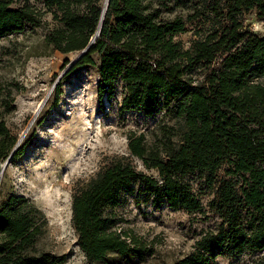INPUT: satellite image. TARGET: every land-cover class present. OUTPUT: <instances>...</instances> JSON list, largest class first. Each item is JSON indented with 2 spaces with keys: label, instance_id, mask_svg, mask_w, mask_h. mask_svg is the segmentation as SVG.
Instances as JSON below:
<instances>
[{
  "label": "trees",
  "instance_id": "trees-1",
  "mask_svg": "<svg viewBox=\"0 0 264 264\" xmlns=\"http://www.w3.org/2000/svg\"><path fill=\"white\" fill-rule=\"evenodd\" d=\"M36 1L61 24L48 41L62 53L86 47L103 16L98 0ZM169 1L109 0L99 35L72 65L99 57V106L114 98L119 82L121 110L161 118L150 140L129 135L127 155L107 157L73 188L71 224L90 261L148 251L120 227L114 208L126 196L189 214H206L201 197L212 196L207 207L216 226L174 264L264 252V34L244 21L252 11L264 20V0H182L184 17L167 20L159 5ZM30 2L0 0V38L41 23L43 12ZM187 24L194 38L184 47L174 37ZM16 142L0 119V171ZM42 222L30 201L10 195L0 206V264H64V256L37 249Z\"/></svg>",
  "mask_w": 264,
  "mask_h": 264
},
{
  "label": "rangeland",
  "instance_id": "rangeland-1",
  "mask_svg": "<svg viewBox=\"0 0 264 264\" xmlns=\"http://www.w3.org/2000/svg\"><path fill=\"white\" fill-rule=\"evenodd\" d=\"M105 2L98 0L102 7ZM181 2L159 5L162 17H184ZM30 4L43 12L41 23L26 24L0 38V119L18 142L15 157L0 175V206L10 195L30 201L44 218L37 249L64 256V264H174L193 250L202 232L216 226L217 219L207 207L210 194L201 197L206 214L173 210L165 203L156 208L149 198L136 203L126 196L114 211L122 231L148 249L143 258L133 252L121 255L113 251L97 262L88 260L80 250L71 224L75 184L92 177L107 157L127 155L129 135L143 132L150 140L161 118L138 109L121 110L119 82L114 98L104 99L103 107L99 106V57L92 56L94 65L72 69L70 63L80 51L62 53L55 49L48 34L61 24L40 1L31 0ZM244 21L252 32L264 34V20L253 11ZM193 38L189 24L174 37L184 47ZM133 163L153 173L135 158ZM218 175L221 177L223 170ZM214 264H264V252L218 256Z\"/></svg>",
  "mask_w": 264,
  "mask_h": 264
},
{
  "label": "water",
  "instance_id": "water-1",
  "mask_svg": "<svg viewBox=\"0 0 264 264\" xmlns=\"http://www.w3.org/2000/svg\"><path fill=\"white\" fill-rule=\"evenodd\" d=\"M108 1H109V0L106 1L105 6L102 8V13H103V14H101V16H102V15L104 16V13H105L106 8H107V5H108ZM103 16L100 17V20H99V26H98V28H97V30H96L95 35L91 38V40H90V42L88 43V45H87L86 47H84L82 50H80V52L78 53V55L73 59V61H71L70 66H72V65L76 62L77 59H79L83 54L86 53V51L89 49L90 45L94 42V39L99 35V31H100V28H101V25H102V21H103ZM17 144H18V142H16L15 147L17 146ZM15 147H14V149L12 150L11 154L8 156V158L4 161V164H5V165L8 164V162H9L10 159H11V157L13 156V153L15 152ZM2 169H3V168H1V171H2ZM1 171H0V172H1Z\"/></svg>",
  "mask_w": 264,
  "mask_h": 264
},
{
  "label": "bare ground",
  "instance_id": "bare-ground-1",
  "mask_svg": "<svg viewBox=\"0 0 264 264\" xmlns=\"http://www.w3.org/2000/svg\"><path fill=\"white\" fill-rule=\"evenodd\" d=\"M107 1V0H106ZM105 4H106V2H105ZM105 6V5H104ZM5 167V164H3L2 165V167L1 168H4ZM3 170V169H2ZM3 173V171H1V173H0V175Z\"/></svg>",
  "mask_w": 264,
  "mask_h": 264
}]
</instances>
